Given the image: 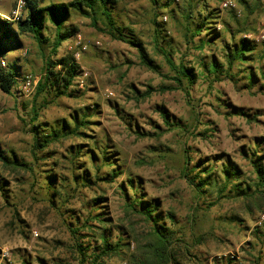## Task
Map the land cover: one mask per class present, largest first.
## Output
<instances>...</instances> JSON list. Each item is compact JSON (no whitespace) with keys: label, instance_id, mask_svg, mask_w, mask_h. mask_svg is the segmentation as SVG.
Here are the masks:
<instances>
[{"label":"rangeland","instance_id":"374dc122","mask_svg":"<svg viewBox=\"0 0 264 264\" xmlns=\"http://www.w3.org/2000/svg\"><path fill=\"white\" fill-rule=\"evenodd\" d=\"M19 1L0 0V19L23 17ZM224 1L114 0L113 21L139 48L111 38L105 17L72 13L65 25L75 32L55 52L47 21L44 42L23 35L21 49L0 54L18 77L9 91L0 84V156L26 165L0 161V264H90L93 254L95 264H131L153 225L138 201L156 205L170 233L167 264H264L254 169L264 168V42H254L264 0H236V10ZM244 39L252 50L231 60ZM67 54L79 67L71 96L33 99L46 61ZM170 64L191 68L195 82L178 86ZM36 125L39 137H61L37 151ZM101 232L120 249L103 255Z\"/></svg>","mask_w":264,"mask_h":264},{"label":"trees","instance_id":"16d2710c","mask_svg":"<svg viewBox=\"0 0 264 264\" xmlns=\"http://www.w3.org/2000/svg\"><path fill=\"white\" fill-rule=\"evenodd\" d=\"M241 3H244L243 0H238ZM114 2V0H72L71 2L64 4H51L47 6H41L43 0H25V5L22 9L23 17L19 18L15 22H8L6 20L0 19V54L5 56L8 52L15 51L22 48V42L20 41V36L23 35H31L38 42L42 43L40 39L41 32L45 28V23L50 21L55 27L56 33V42L54 45V52L59 47L61 41L69 38L72 32H75L73 28H67L65 23L68 21V18L72 13L82 15L85 17H89L92 20L93 24H96V16H103L106 20V25L108 27L107 32L111 36V38L126 42L137 48L140 47L139 44L134 43V39H130L126 37L122 33V28L117 27L115 22L112 19L111 10L112 7L109 5ZM6 15L10 16V13ZM236 15L232 17L235 18ZM201 27V26H200ZM200 30H198L199 32ZM249 41L242 40L240 43V47L238 49L234 48L232 52H230L231 60H242L244 59L245 52L252 50L249 48ZM141 52L142 50H138ZM142 56V54L140 55ZM142 62L145 65L149 66L146 63L145 57H141ZM171 68L174 72V76L171 77L172 80L178 85L181 86L182 81L186 80L189 84H193L195 82V75L191 68H187L183 65L174 66L172 64ZM150 67V66H149ZM212 70H215V65L212 64ZM79 67L76 63L75 59L71 55H65L58 60L55 61H46L43 75L39 82L36 85L35 93L33 99L38 98L45 91H48L54 95V97L60 96H71L70 88L73 87L74 81L78 76ZM18 82V77L16 72L7 69L4 71L0 67V84L1 87L9 91L10 88ZM49 93V94H50ZM31 120L37 121L38 111L33 107L32 109ZM85 123L84 119H80V123H78L75 119V128L68 133H64L61 136H67V134L77 133L78 125ZM83 126V125H81ZM33 129V148L37 151H42L47 146L56 140L59 139V131H52V135L48 136H38V133L41 129H38V126L32 127ZM65 126L61 128V130L65 131ZM106 153V152H104ZM0 161L3 166L9 167H17V166H26L21 163H17L15 159L9 160L6 157L0 156ZM103 162L107 165H112V162L108 157L104 156ZM187 159L185 166L189 163ZM188 167H185L187 170ZM198 168V166H193V169ZM193 169L191 171H193ZM255 171L258 174L259 179L264 184V168L254 166ZM190 171V172H191ZM198 173V172H197ZM201 173L209 174L208 171H202ZM227 173V171H225ZM199 178V175L196 174ZM209 179V176L206 177ZM206 179V180H207ZM194 182V181H193ZM200 182L201 185L206 184ZM262 186V185H261ZM264 186V185H263ZM264 193V191H262ZM143 201H138L137 204L140 207L139 211L144 216V218L151 222L152 230L148 236L147 242L139 243L137 240V245L140 250H137V253L133 255L134 259L131 264H167V250L172 242L169 231H164L163 227H158L159 217L156 214V205L145 203ZM133 206V205H132ZM97 220L104 225L103 219L97 217ZM77 231V230H76ZM71 232L75 231L71 229ZM101 239V253L103 255L108 254L109 252H116L120 249V242H116L114 245L108 243L106 237L103 232L99 235ZM79 252L83 258L84 249H82V245H77ZM99 254H93L92 260L90 264H95V259H97ZM85 260V259H82Z\"/></svg>","mask_w":264,"mask_h":264},{"label":"built area","instance_id":"2783aa9c","mask_svg":"<svg viewBox=\"0 0 264 264\" xmlns=\"http://www.w3.org/2000/svg\"><path fill=\"white\" fill-rule=\"evenodd\" d=\"M30 1H35V0H30ZM236 0H225L222 4V6L224 8H228V9H235L236 10ZM25 5V0H20L19 1V5H18V9L24 7ZM239 12V11H237ZM18 15V11H15V19H17L18 17H16ZM254 42L256 43H263L264 42V17L262 19V22L259 24L258 26V30H257V34L254 38ZM78 44H80L78 42ZM81 49H85V47H82ZM77 58H78V54L75 55ZM0 67L2 69L6 68L5 66V62L4 60H0ZM32 81H31V77L30 76H25L24 77V80H23V85H22V90L24 93L26 94H29L31 92V88H32V85H31Z\"/></svg>","mask_w":264,"mask_h":264},{"label":"crops","instance_id":"0c3cea01","mask_svg":"<svg viewBox=\"0 0 264 264\" xmlns=\"http://www.w3.org/2000/svg\"><path fill=\"white\" fill-rule=\"evenodd\" d=\"M3 14H5V13H3Z\"/></svg>","mask_w":264,"mask_h":264}]
</instances>
